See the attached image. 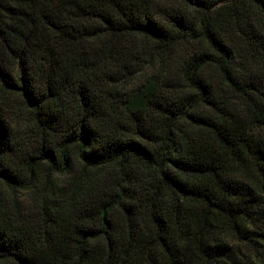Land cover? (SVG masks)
<instances>
[{
    "label": "trees",
    "instance_id": "16d2710c",
    "mask_svg": "<svg viewBox=\"0 0 264 264\" xmlns=\"http://www.w3.org/2000/svg\"><path fill=\"white\" fill-rule=\"evenodd\" d=\"M0 264H264V0H0Z\"/></svg>",
    "mask_w": 264,
    "mask_h": 264
}]
</instances>
